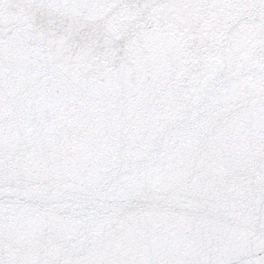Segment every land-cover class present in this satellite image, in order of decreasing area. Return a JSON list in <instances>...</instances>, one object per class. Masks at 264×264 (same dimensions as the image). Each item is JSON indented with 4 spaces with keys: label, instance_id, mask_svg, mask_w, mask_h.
Listing matches in <instances>:
<instances>
[{
    "label": "snow or ice",
    "instance_id": "snow-or-ice-1",
    "mask_svg": "<svg viewBox=\"0 0 264 264\" xmlns=\"http://www.w3.org/2000/svg\"><path fill=\"white\" fill-rule=\"evenodd\" d=\"M0 264H264V0H0Z\"/></svg>",
    "mask_w": 264,
    "mask_h": 264
}]
</instances>
